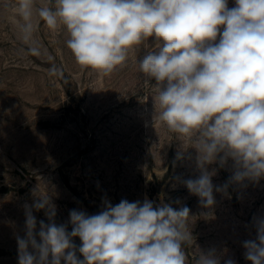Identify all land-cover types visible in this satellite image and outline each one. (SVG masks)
Segmentation results:
<instances>
[{
  "label": "rangeland",
  "instance_id": "374dc122",
  "mask_svg": "<svg viewBox=\"0 0 264 264\" xmlns=\"http://www.w3.org/2000/svg\"><path fill=\"white\" fill-rule=\"evenodd\" d=\"M19 4L0 0V264H18L17 237L25 236L28 209L37 229L39 221L48 223L44 210L32 207L43 197L69 232L72 210L97 214L104 201L187 206L186 264L209 252L220 264H251L243 243L256 239V222L264 219V178L231 182L229 160L208 165L214 189H223L214 190L211 208L188 191L184 181L200 175L196 142L157 118L159 88L138 63L155 51L151 38L105 76L76 62L63 26L50 29L39 17V8H54L55 0H33L28 34Z\"/></svg>",
  "mask_w": 264,
  "mask_h": 264
},
{
  "label": "clouds",
  "instance_id": "9594fccd",
  "mask_svg": "<svg viewBox=\"0 0 264 264\" xmlns=\"http://www.w3.org/2000/svg\"><path fill=\"white\" fill-rule=\"evenodd\" d=\"M19 8L28 34L33 0H20ZM38 15L50 29H66V46L79 65L105 76L151 38L156 49L139 59V68L159 88L157 118L195 138L200 175L184 184L201 206L211 208L214 190H223L214 189L210 164L231 160L236 184L264 178V0H233L231 7L229 0H55ZM32 207L44 210L48 223L39 221L37 229L27 210L18 264H186L187 206L104 201L97 214L72 210L70 232L55 222L50 197ZM256 230V239L243 243L244 257L264 264V219ZM198 264H220V257L201 253Z\"/></svg>",
  "mask_w": 264,
  "mask_h": 264
}]
</instances>
